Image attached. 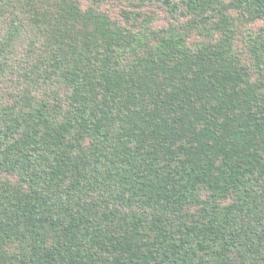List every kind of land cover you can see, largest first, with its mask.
Instances as JSON below:
<instances>
[{"label":"trees","instance_id":"trees-1","mask_svg":"<svg viewBox=\"0 0 264 264\" xmlns=\"http://www.w3.org/2000/svg\"><path fill=\"white\" fill-rule=\"evenodd\" d=\"M264 0H0V264H264Z\"/></svg>","mask_w":264,"mask_h":264},{"label":"rangeland","instance_id":"rangeland-1","mask_svg":"<svg viewBox=\"0 0 264 264\" xmlns=\"http://www.w3.org/2000/svg\"><path fill=\"white\" fill-rule=\"evenodd\" d=\"M258 24H260V25H264V21H262V22H259Z\"/></svg>","mask_w":264,"mask_h":264}]
</instances>
